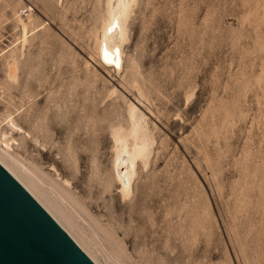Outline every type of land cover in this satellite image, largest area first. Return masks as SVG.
Segmentation results:
<instances>
[{
	"label": "rangeland",
	"instance_id": "obj_1",
	"mask_svg": "<svg viewBox=\"0 0 264 264\" xmlns=\"http://www.w3.org/2000/svg\"><path fill=\"white\" fill-rule=\"evenodd\" d=\"M106 1L0 0V117L39 137L15 152L71 181L77 202L41 188L105 264H264V0H138L119 75L98 59ZM128 98L157 141L125 198L112 133Z\"/></svg>",
	"mask_w": 264,
	"mask_h": 264
},
{
	"label": "bare ground",
	"instance_id": "obj_2",
	"mask_svg": "<svg viewBox=\"0 0 264 264\" xmlns=\"http://www.w3.org/2000/svg\"><path fill=\"white\" fill-rule=\"evenodd\" d=\"M137 1L138 0L106 1L107 16H105L106 18L103 22V26L100 27L102 30L100 35H98V59L100 65L106 69L111 68L116 75L122 74L126 68V46L130 41L129 22ZM17 20L21 28L19 42L20 50L25 54L30 36L33 33V28L31 27L32 20L31 17L26 18L21 14H19ZM11 60L8 72L11 79H15L18 76L19 62L17 59ZM105 71L107 72L108 70ZM109 75L108 73V76ZM134 86L139 92L138 99L136 100L145 102L143 99L144 92L141 86L136 82ZM118 91L119 88L114 86L109 91L108 95L113 96ZM136 100L132 98H128L127 100L128 125H120L118 128L114 129L112 133L114 139L113 164L115 175L119 183L120 192L125 198L131 197L134 194L136 177L138 175V162L141 161L144 166H148L154 151L155 142L157 141L154 135L155 130L153 131L150 125V117ZM18 119L19 118H17L16 114L13 112H9L2 119L0 117V163L50 213L96 264H105L97 254L96 248L76 230L74 218L68 214L60 204L58 205L56 200L50 198V194L41 188L42 183L47 187L50 185L54 188L52 190L58 193L59 197H69L76 201L70 189L72 185L71 181L61 175V172H59L60 168L58 169L55 164H51V169L55 171L56 177L52 176L39 165H34V167L26 165L15 152L14 143L20 144V142H17V134L20 135L23 141L29 138L36 141L39 140V137L33 135ZM80 134L82 135V133Z\"/></svg>",
	"mask_w": 264,
	"mask_h": 264
},
{
	"label": "water",
	"instance_id": "obj_3",
	"mask_svg": "<svg viewBox=\"0 0 264 264\" xmlns=\"http://www.w3.org/2000/svg\"><path fill=\"white\" fill-rule=\"evenodd\" d=\"M0 264H96L1 163Z\"/></svg>",
	"mask_w": 264,
	"mask_h": 264
}]
</instances>
